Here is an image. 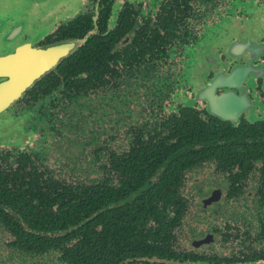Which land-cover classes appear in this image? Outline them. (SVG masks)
I'll return each mask as SVG.
<instances>
[{"label": "flooded vegetation", "instance_id": "af4514ba", "mask_svg": "<svg viewBox=\"0 0 264 264\" xmlns=\"http://www.w3.org/2000/svg\"><path fill=\"white\" fill-rule=\"evenodd\" d=\"M80 1L0 18V264H264V0Z\"/></svg>", "mask_w": 264, "mask_h": 264}, {"label": "rangeland", "instance_id": "374dc122", "mask_svg": "<svg viewBox=\"0 0 264 264\" xmlns=\"http://www.w3.org/2000/svg\"><path fill=\"white\" fill-rule=\"evenodd\" d=\"M80 0H0V15L1 19H12L16 24L23 25L24 32H41L46 31V26L50 19L55 15L66 16L72 14L73 10L78 8ZM253 13L254 11L251 10ZM256 33L261 32V23L252 24ZM257 35V34H256ZM22 35L12 43L18 44L23 41ZM0 36V53H3L7 48ZM8 120L0 123V127L7 126ZM2 134H7L8 128L0 130Z\"/></svg>", "mask_w": 264, "mask_h": 264}, {"label": "water", "instance_id": "95a60500", "mask_svg": "<svg viewBox=\"0 0 264 264\" xmlns=\"http://www.w3.org/2000/svg\"><path fill=\"white\" fill-rule=\"evenodd\" d=\"M31 50L32 51L29 52L28 60L32 59L33 62H37V63L32 66L34 68V72L32 76L29 77L30 78L32 77V79H34V77L39 75L40 72H43L44 70L48 69L52 65V63H54L55 60L59 57V55H62L66 51V47L65 45H63L62 47L57 46L48 49H40V50L31 49ZM19 56H20V51L15 58L18 60ZM20 62L26 63V61L23 60ZM18 92L19 91H17L16 94Z\"/></svg>", "mask_w": 264, "mask_h": 264}]
</instances>
